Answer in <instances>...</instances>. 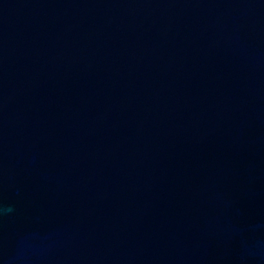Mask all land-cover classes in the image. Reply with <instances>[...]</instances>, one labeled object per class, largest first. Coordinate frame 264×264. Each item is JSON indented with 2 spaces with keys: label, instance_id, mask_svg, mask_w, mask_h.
Returning <instances> with one entry per match:
<instances>
[{
  "label": "water",
  "instance_id": "95a60500",
  "mask_svg": "<svg viewBox=\"0 0 264 264\" xmlns=\"http://www.w3.org/2000/svg\"><path fill=\"white\" fill-rule=\"evenodd\" d=\"M0 264H264V0H0Z\"/></svg>",
  "mask_w": 264,
  "mask_h": 264
}]
</instances>
